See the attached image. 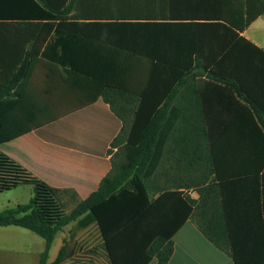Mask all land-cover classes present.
<instances>
[{"label": "crops", "instance_id": "obj_1", "mask_svg": "<svg viewBox=\"0 0 264 264\" xmlns=\"http://www.w3.org/2000/svg\"><path fill=\"white\" fill-rule=\"evenodd\" d=\"M67 3L80 13L79 17L70 16V22H151L160 28L123 34L139 40L137 53L78 35L71 38L75 43L71 58L79 70L94 72L93 79L82 73L67 74L40 59L30 94L39 107L54 104L55 114L62 116L87 102L94 103L7 143L10 158L59 190L60 201L69 206L65 209L69 213L98 190L114 161L125 160L122 148L139 110V126H144L142 121L145 127L158 121L152 126L159 135L155 145L158 165L142 192L150 203L153 228L177 230L171 238L173 253L167 264H235L230 251L220 249L200 227L199 214L205 220L215 216L221 221V213H227L232 227L247 232L246 245L262 246V256L251 260L264 264V0ZM1 7L10 9V2ZM161 27L165 30H159ZM147 53L166 62L148 59ZM111 103L117 104L118 118ZM138 125L135 135L140 133ZM116 139L119 143L114 145ZM222 182L221 192L216 184ZM18 189H22L21 195L27 193L30 201L33 187L22 185L13 190ZM20 202L17 196L2 211ZM73 226L56 235L49 264L64 242L68 254L64 264L75 259L74 247L80 237L91 239L87 244L91 249L102 244L96 225L75 237L71 236ZM258 229L262 235L253 240L249 231ZM26 230L0 228V264H39L45 241ZM127 252L121 255L124 262H141V256L137 259L132 251ZM87 260L109 264L101 251ZM146 264H158V260L152 257Z\"/></svg>", "mask_w": 264, "mask_h": 264}, {"label": "trees", "instance_id": "obj_2", "mask_svg": "<svg viewBox=\"0 0 264 264\" xmlns=\"http://www.w3.org/2000/svg\"><path fill=\"white\" fill-rule=\"evenodd\" d=\"M8 2L10 9L1 7V4ZM79 14L78 8L67 3V0H62L60 4H54L53 0H0V145L70 117L94 103L87 102L62 116L55 114L54 104L47 103L44 108L41 104L39 107L30 94L33 91L34 69L40 59L64 69L67 74L82 73L93 79L94 72L79 70L77 62L71 58L70 49L75 44L71 38L78 35L105 46L137 53L140 51L137 45L139 40L126 38L123 34L150 33L160 28L151 22L80 24L69 21L72 19L70 16L79 17ZM161 28L159 30H165V27ZM145 55L148 59L154 57L162 63L166 62L159 56ZM110 105L118 118L117 104ZM139 116L137 110L131 134L122 148L125 160L114 161L111 173L101 181L98 190L80 201L69 213L60 201L59 190L0 152V193L22 185L33 187V196L27 204L0 212V228L17 226L41 237L45 241V248L40 254L39 264H49V252L56 235L72 223V237L92 225L98 227L103 242L91 252H105L109 264H146L152 257L157 258L158 264L169 262L173 253L171 238L177 230L153 228L150 203L142 192L144 182L158 165L159 152L155 145L159 135L152 128L157 126L158 121L153 124L148 122L147 127L146 122L142 121L144 126H139ZM137 125L140 133L135 135ZM117 143L119 139L113 142L114 145ZM216 176L219 178V175ZM216 186L222 192L223 182ZM222 208H225V204H222ZM135 211L139 212L138 216ZM198 217L202 219L200 227L204 234L220 249L229 250L235 264H263L262 261L251 260L252 257L262 256V246L246 245L247 232L232 227L227 213L220 214L221 221L215 216L208 220L203 219L201 214ZM251 234L253 240H259L262 230L249 231ZM127 251H132V256L137 259L141 256V262H124L121 255L127 254ZM67 258V242H64L51 264H64Z\"/></svg>", "mask_w": 264, "mask_h": 264}, {"label": "rangeland", "instance_id": "obj_3", "mask_svg": "<svg viewBox=\"0 0 264 264\" xmlns=\"http://www.w3.org/2000/svg\"><path fill=\"white\" fill-rule=\"evenodd\" d=\"M0 152L6 154L8 157H10V144H2L0 145ZM22 189H18L17 191L13 190L10 192H4L2 194H0V211H2L4 209V207H6L7 202L9 201L10 203H13V201H15L16 197L20 196V203L21 204H27L29 202V198L27 193H24L21 195L20 191ZM26 190V188H25ZM69 206L65 205V209H69ZM28 234H30V236H35L36 238H39V240L43 241V239L41 237H39L38 235L32 233L31 231H25ZM25 238H28L27 236ZM88 237H80L79 241L77 242V245L74 247L75 249V259H73L72 261H70L69 263L66 264H92L91 261H88L87 258L89 257V255L92 254L91 252V248H89V246L87 247V244L90 242L91 239H87ZM26 254V253H25ZM21 255V254H19ZM87 260V261H86Z\"/></svg>", "mask_w": 264, "mask_h": 264}]
</instances>
